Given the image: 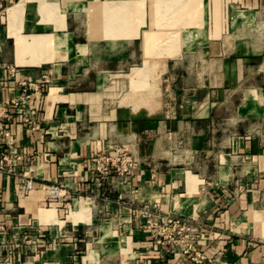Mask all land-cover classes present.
<instances>
[{
    "label": "crops",
    "instance_id": "crops-1",
    "mask_svg": "<svg viewBox=\"0 0 264 264\" xmlns=\"http://www.w3.org/2000/svg\"><path fill=\"white\" fill-rule=\"evenodd\" d=\"M0 2V264H264V0Z\"/></svg>",
    "mask_w": 264,
    "mask_h": 264
},
{
    "label": "built area",
    "instance_id": "built-area-1",
    "mask_svg": "<svg viewBox=\"0 0 264 264\" xmlns=\"http://www.w3.org/2000/svg\"><path fill=\"white\" fill-rule=\"evenodd\" d=\"M3 12V5L0 2V14ZM27 90L40 92L50 85V79L46 74L34 82H24ZM0 117L7 118L8 114H1ZM8 131L4 130V134ZM6 156L2 154L0 157V169L3 167V160ZM135 163V159L130 156L125 150H120L113 157L98 156L93 163V168L101 175H107L113 171L117 175L125 176L129 174ZM31 181L26 182V188L30 189ZM57 190L56 187L53 188ZM143 214H147L143 210ZM150 225L153 227V236L157 242L169 246L172 250L179 248L185 254H192V260L201 262L205 256L197 249V239L202 230V224L194 222L187 216H177L167 214L160 218L158 222H153Z\"/></svg>",
    "mask_w": 264,
    "mask_h": 264
}]
</instances>
